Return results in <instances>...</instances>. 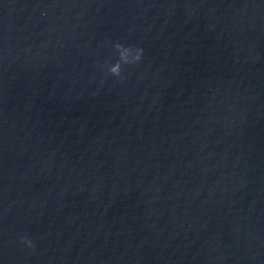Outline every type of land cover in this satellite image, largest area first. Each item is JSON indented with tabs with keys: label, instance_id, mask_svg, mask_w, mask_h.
<instances>
[{
	"label": "clouds",
	"instance_id": "9594fccd",
	"mask_svg": "<svg viewBox=\"0 0 264 264\" xmlns=\"http://www.w3.org/2000/svg\"><path fill=\"white\" fill-rule=\"evenodd\" d=\"M45 14L44 12L41 13V15ZM112 47L116 53L115 62L107 61L103 67L106 68L107 75L123 80L122 73L125 66L139 64L143 59L144 50L139 46L124 45L118 42L114 43ZM19 242L27 249L35 250L36 248L35 240L27 234L21 235Z\"/></svg>",
	"mask_w": 264,
	"mask_h": 264
}]
</instances>
